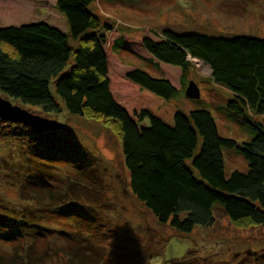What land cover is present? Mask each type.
I'll use <instances>...</instances> for the list:
<instances>
[{"label": "trees", "instance_id": "1", "mask_svg": "<svg viewBox=\"0 0 264 264\" xmlns=\"http://www.w3.org/2000/svg\"><path fill=\"white\" fill-rule=\"evenodd\" d=\"M93 1L41 0L34 10L30 0H4L0 44L9 50L0 46V93L46 113L59 111L56 97L71 114L115 122L129 189L158 223L185 234L208 227L217 204L232 222L264 227V127L248 116L264 113V38L120 29L99 21L88 8ZM120 39L161 76L123 62L114 48ZM189 58L230 91L225 106L254 132L248 141L220 136L208 110L184 113L172 102ZM46 130L28 129L29 150L42 146L36 136ZM222 149L237 150L246 171L225 176Z\"/></svg>", "mask_w": 264, "mask_h": 264}, {"label": "rangeland", "instance_id": "2", "mask_svg": "<svg viewBox=\"0 0 264 264\" xmlns=\"http://www.w3.org/2000/svg\"><path fill=\"white\" fill-rule=\"evenodd\" d=\"M40 1L30 0L34 10ZM88 8L100 22L120 29L264 38V0H94ZM69 44L76 46L70 39ZM114 48L123 62L161 76L121 39ZM190 84L197 98L186 95ZM0 96L63 126L34 129L0 119V264H264V227L232 222L217 204L208 227L185 234L158 223L129 189L115 122L90 112L71 114L56 97L59 111L46 113ZM231 96L213 83L206 64L189 58L182 88L171 100L184 113L208 110L218 134L240 144L254 132L226 108ZM248 116L264 127V113ZM28 129L48 131L36 136L42 146L27 148ZM222 158L225 176L246 171L237 150L222 149Z\"/></svg>", "mask_w": 264, "mask_h": 264}, {"label": "water", "instance_id": "3", "mask_svg": "<svg viewBox=\"0 0 264 264\" xmlns=\"http://www.w3.org/2000/svg\"><path fill=\"white\" fill-rule=\"evenodd\" d=\"M186 95L192 98L198 97L197 88L190 84ZM0 119L35 129L63 128L62 124L53 119L32 114L26 109L12 104L8 99L0 96Z\"/></svg>", "mask_w": 264, "mask_h": 264}]
</instances>
